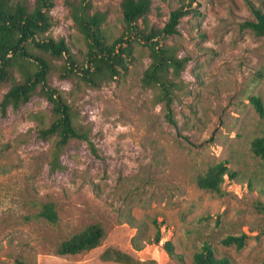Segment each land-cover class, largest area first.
<instances>
[{
  "label": "rangeland",
  "instance_id": "obj_1",
  "mask_svg": "<svg viewBox=\"0 0 264 264\" xmlns=\"http://www.w3.org/2000/svg\"><path fill=\"white\" fill-rule=\"evenodd\" d=\"M53 1L54 24L46 35L63 37L84 62L85 42L68 0ZM188 1L195 12L165 38L188 57L175 79L173 123L157 90L142 83L150 64L146 44L136 45L125 72L97 88L53 70L49 85L62 92L87 135L70 141L59 157L61 168L51 169L52 142L38 136L32 120L35 113L50 114L41 94L17 110H0V264H126L101 259L107 247L132 255L135 264H192L205 241L232 264H264V213L254 206L264 201V159L249 147L264 134V115L249 100L256 94L264 104V36L242 26L253 19L251 4L264 11V0H152L139 23L161 28L170 11ZM120 2L86 0L91 13L106 14L103 27L112 38L124 29ZM7 89L0 84V101ZM219 161L236 173L224 176L222 196L196 184ZM47 202L55 205L56 223L35 216ZM93 223L105 229L101 245L56 253L62 240ZM241 233L247 235L243 247L221 243L225 235ZM134 238L141 249L133 247ZM166 240L182 261L167 254Z\"/></svg>",
  "mask_w": 264,
  "mask_h": 264
},
{
  "label": "trees",
  "instance_id": "obj_2",
  "mask_svg": "<svg viewBox=\"0 0 264 264\" xmlns=\"http://www.w3.org/2000/svg\"><path fill=\"white\" fill-rule=\"evenodd\" d=\"M68 3L74 24L85 42L84 62H80L71 52L63 37L46 35L54 24L50 13L54 6L53 0H0V84H8L0 101V110L2 114L8 107L17 110L36 93L50 103L49 115L38 112L32 115V120L38 122V136L52 142L49 151L51 169L62 167L59 157L71 140H87L86 132L77 127L71 106L62 92L49 85L53 70H58V76L62 79L77 78L85 85L97 88L125 72L134 60L136 45L146 44L150 64L143 72L142 83L157 90L158 100L164 103L166 116L173 123L170 105L177 88L175 79L181 76L188 57L179 56L178 46L168 44L165 38L176 33L183 16L195 12L191 1L181 2L170 11L163 27H142L139 21L149 13L152 0H121L124 29L119 36L112 38L103 27L106 18L104 12L91 13L86 0H68ZM250 10L253 19L245 20L242 26L257 36H264V11L252 4ZM159 37L161 41L157 40ZM56 60H62V63H54ZM249 100L258 114L263 116L264 104L260 96L252 94ZM249 147L253 156L264 159V134L253 137ZM91 150L96 152L93 146ZM225 175L231 179L235 178L236 173L228 168L227 161H219L199 174L196 184L200 189L222 196L225 193L222 187ZM254 206L257 211L264 213V201H257ZM35 216L51 223L58 221L52 202L44 203ZM105 237L103 226L93 223L62 240L56 253L74 255L89 251L101 245ZM161 238L158 227L153 242L158 244ZM246 238L245 233L227 234L221 243L241 248ZM132 245L136 250L141 249L135 238ZM162 246L169 256L182 261V256L174 252L170 240L164 241ZM100 258L126 264L137 263L132 255L114 247L105 248ZM17 264L25 263L18 261ZM192 264L232 263L227 256H218L213 246L205 241L193 253Z\"/></svg>",
  "mask_w": 264,
  "mask_h": 264
}]
</instances>
